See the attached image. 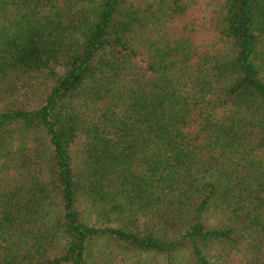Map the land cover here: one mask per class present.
Returning a JSON list of instances; mask_svg holds the SVG:
<instances>
[{
  "label": "trees",
  "instance_id": "1",
  "mask_svg": "<svg viewBox=\"0 0 264 264\" xmlns=\"http://www.w3.org/2000/svg\"><path fill=\"white\" fill-rule=\"evenodd\" d=\"M0 264H264V0H0Z\"/></svg>",
  "mask_w": 264,
  "mask_h": 264
}]
</instances>
